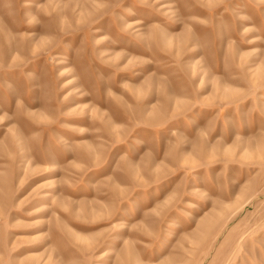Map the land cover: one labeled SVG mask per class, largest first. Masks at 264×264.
Masks as SVG:
<instances>
[{"label":"rangeland","instance_id":"obj_1","mask_svg":"<svg viewBox=\"0 0 264 264\" xmlns=\"http://www.w3.org/2000/svg\"><path fill=\"white\" fill-rule=\"evenodd\" d=\"M0 264H264V0H0Z\"/></svg>","mask_w":264,"mask_h":264}]
</instances>
